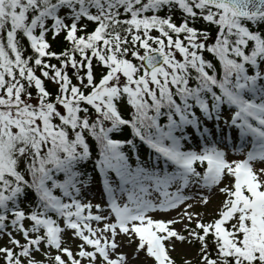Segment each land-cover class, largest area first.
Masks as SVG:
<instances>
[{"label":"snow or ice","instance_id":"snow-or-ice-1","mask_svg":"<svg viewBox=\"0 0 264 264\" xmlns=\"http://www.w3.org/2000/svg\"><path fill=\"white\" fill-rule=\"evenodd\" d=\"M4 236L2 264H264V0H0Z\"/></svg>","mask_w":264,"mask_h":264},{"label":"rangeland","instance_id":"rangeland-1","mask_svg":"<svg viewBox=\"0 0 264 264\" xmlns=\"http://www.w3.org/2000/svg\"><path fill=\"white\" fill-rule=\"evenodd\" d=\"M229 158L230 159H237V158L242 159L243 157H236V156L230 155ZM88 199L91 200L93 203H99L107 207L106 198L101 190L100 185H95L93 187V189L88 193ZM223 199H224V196L222 194L216 191H213L210 203L208 205L201 206L200 204H196V206L194 207V209H192V211L202 212L204 213V219L206 221L211 220L215 216L216 210L219 208ZM103 214L107 215L108 213L105 212ZM153 215H154V218L156 219L167 220V219H171L175 217L177 215V211L173 210V211L166 212V213L157 212V213H154ZM93 227H96L95 222H93ZM174 227L177 228V230H181L183 225L177 224V225H174ZM118 239H120L123 242L125 238L119 237ZM65 240H66V246L70 247L73 251H76V246L79 243V240L71 239L70 236H66ZM7 244H8L7 236L0 238V246H5ZM133 248H134V244L129 246L127 245L126 242H123L122 247L119 250L125 253H128L129 258L131 260ZM197 250H198V245L193 246L187 243L182 244L179 241H177L175 251L171 252V255L175 259L176 264H184L185 258H191L193 260V264H197V255H196ZM37 258L42 259V257L39 256V254H37ZM0 264H2V262H0ZM131 264H151V260L147 259L145 254L141 252L138 259L131 260Z\"/></svg>","mask_w":264,"mask_h":264},{"label":"trees","instance_id":"trees-1","mask_svg":"<svg viewBox=\"0 0 264 264\" xmlns=\"http://www.w3.org/2000/svg\"><path fill=\"white\" fill-rule=\"evenodd\" d=\"M176 15H177V17H179V15H180L179 12H177ZM47 39L52 44V50L61 51V50H63L64 47L67 46L66 43L63 41L62 37L58 38L56 41H53L51 38V34H49L47 36ZM22 44L26 49V54H30L31 49L28 47V42L26 40H23ZM50 62L51 63H58L55 59H52ZM37 74H39V72H37ZM71 74H72L71 70H69V75H71ZM73 82L74 83L76 82L75 78H73ZM45 83H46V85L50 91H53V92L55 91V86L52 84L51 81H45Z\"/></svg>","mask_w":264,"mask_h":264}]
</instances>
